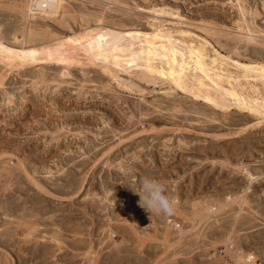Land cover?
<instances>
[{
    "label": "rangeland",
    "instance_id": "1",
    "mask_svg": "<svg viewBox=\"0 0 264 264\" xmlns=\"http://www.w3.org/2000/svg\"><path fill=\"white\" fill-rule=\"evenodd\" d=\"M262 69L264 0H0V264H264Z\"/></svg>",
    "mask_w": 264,
    "mask_h": 264
},
{
    "label": "bare ground",
    "instance_id": "2",
    "mask_svg": "<svg viewBox=\"0 0 264 264\" xmlns=\"http://www.w3.org/2000/svg\"><path fill=\"white\" fill-rule=\"evenodd\" d=\"M242 10L243 9L240 6L239 7V11H240V14L243 17V20H244V23H245L244 30L241 31V32L240 31H236V33L242 34L243 36H245L248 39V41H251L252 39H254V38L258 37V36H257V34L252 32L250 30L249 26L246 24V20L244 19V13H243ZM165 22L167 23L168 21L163 20V22H161L160 24L158 23V26H155L154 23L150 24V26L154 30L153 32H154L155 36L148 43L149 45H147V47L145 49H143V52L145 51V53H141L142 54V58L138 59L137 63H134L135 67L137 68V72L138 73L140 72L139 74H141L142 79L146 80L147 82L148 81L152 82L155 79H160L161 81H166L165 72L167 71V64H166L165 60L163 58L157 60L152 55L153 50H155V49L161 55H163V50L165 48V42L166 41H164L162 39L160 34L167 29L168 25ZM168 23H171V24L173 23L174 25H177L179 23H183V21L177 19L176 23L175 22H168ZM229 31H231V30H229ZM149 68H151V71L148 70ZM162 72L164 73L163 75H161ZM151 85H152V83H151ZM253 179H254V177H252V180ZM223 247H224V245H223Z\"/></svg>",
    "mask_w": 264,
    "mask_h": 264
},
{
    "label": "clouds",
    "instance_id": "3",
    "mask_svg": "<svg viewBox=\"0 0 264 264\" xmlns=\"http://www.w3.org/2000/svg\"><path fill=\"white\" fill-rule=\"evenodd\" d=\"M139 203L151 213L172 215L177 207V199L169 192L166 183L153 176L138 178Z\"/></svg>",
    "mask_w": 264,
    "mask_h": 264
},
{
    "label": "built area",
    "instance_id": "4",
    "mask_svg": "<svg viewBox=\"0 0 264 264\" xmlns=\"http://www.w3.org/2000/svg\"><path fill=\"white\" fill-rule=\"evenodd\" d=\"M163 217L166 226L174 229L179 228V224L175 223L170 215H163ZM212 255L223 258L226 264H252L253 262L256 264V261H254V258L251 255L241 256L240 259L239 253H237L234 246L231 244L214 251ZM249 257H251V259H249Z\"/></svg>",
    "mask_w": 264,
    "mask_h": 264
},
{
    "label": "snow or ice",
    "instance_id": "5",
    "mask_svg": "<svg viewBox=\"0 0 264 264\" xmlns=\"http://www.w3.org/2000/svg\"><path fill=\"white\" fill-rule=\"evenodd\" d=\"M53 7H54V4H53ZM34 55V54H33ZM149 71H151V68L148 69ZM264 70V69H262ZM164 73L162 72L161 75H163ZM177 86H179V83H177ZM249 259H251V257H249Z\"/></svg>",
    "mask_w": 264,
    "mask_h": 264
}]
</instances>
